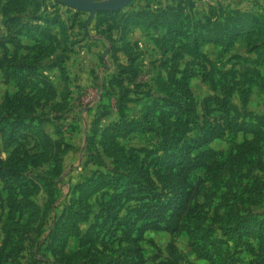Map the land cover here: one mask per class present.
I'll list each match as a JSON object with an SVG mask.
<instances>
[{
    "label": "trees",
    "instance_id": "trees-1",
    "mask_svg": "<svg viewBox=\"0 0 264 264\" xmlns=\"http://www.w3.org/2000/svg\"><path fill=\"white\" fill-rule=\"evenodd\" d=\"M59 6L65 5L58 0L49 4L47 0H6L1 5L2 25L7 35L0 34L3 49L0 71L3 81L12 84L15 92L5 97L0 105V134L6 147L16 146L17 150L10 160L0 162V180L8 191L0 264H19V254L30 232L27 229L40 228L47 210L53 214L52 206L46 209L32 200L38 186L24 170L47 163L53 164L52 174L60 176L62 153L71 148V145L63 144L62 138L50 136L45 129L46 124H52L58 130L56 134L62 133L73 94L64 67L68 57L65 52L71 50L69 47L53 58V66L59 68L64 82L62 93L41 69L43 62L54 56L60 46L52 27H59L65 41L71 39ZM30 7L34 8L33 13L24 15L23 12ZM51 8L56 9L45 13ZM192 9L194 3L191 0H173L160 7L148 4L142 9L131 7L100 12L95 16L96 31L108 43L106 51L113 71L107 77L97 78L100 99L88 112L93 115V120L86 139L87 154L89 162L97 166H104L103 158H109L113 168L108 172L96 170L73 187L68 208L53 218L45 239L37 246L39 249L46 244L45 250L50 251L56 260L49 264H143L140 245L143 233L162 231L166 224L176 219L177 212L183 208L179 188L186 183L179 182L180 175L183 171L203 166L194 155L195 149L223 135L209 137L206 133L191 142L186 140L192 126L199 120L188 82L198 73L208 75L209 70L210 61L202 51L203 46L213 44L227 50L239 39L246 38L251 52H257L259 65L264 67V41L255 38L261 31L256 23L249 24L256 15L240 11L226 15L220 8L219 16H228L227 23L213 27L210 22L203 23L193 17ZM216 11H212L214 16ZM83 24L80 23L81 28ZM132 27L144 28L148 35L153 33V50L160 52L162 57L170 55L166 60L170 65L168 77L162 84L163 90L166 88L169 93L155 97L145 105L141 115L135 117L128 115L129 103L139 100L135 95L141 97L148 91H142L139 85L142 69L140 53L129 41ZM23 38L33 44H25ZM23 51L26 53L22 54ZM120 53L125 55V60ZM187 56L198 60V72L193 69L191 61L179 69ZM257 70L244 69L242 74L239 67H235L228 73H237L241 77L248 76L251 71L254 74L251 80L264 78V74ZM260 85L264 90V82ZM249 95V89L239 88L243 102ZM114 112L117 118L104 124ZM159 127L160 135L154 148L134 147L128 151L119 143L133 134L159 131ZM167 171L173 172L176 180L161 181ZM159 185L171 194L169 198L163 199ZM199 216L195 211L190 213L183 225L190 245L199 257L207 259L210 264H235L238 261L234 258L235 251L240 249L252 254V264H264L263 219L252 214L232 218L224 229L226 241L219 244ZM82 223L88 224L84 230L80 226ZM170 226L173 233L177 232L179 225L171 223ZM72 236L78 238V247L71 252L66 247ZM229 240L234 243L233 249L227 245ZM115 241L126 245L121 256L109 253V246ZM228 251H231L232 259Z\"/></svg>",
    "mask_w": 264,
    "mask_h": 264
},
{
    "label": "rangeland",
    "instance_id": "rangeland-1",
    "mask_svg": "<svg viewBox=\"0 0 264 264\" xmlns=\"http://www.w3.org/2000/svg\"><path fill=\"white\" fill-rule=\"evenodd\" d=\"M172 1L131 0L125 8L142 9L148 4L160 7ZM191 1L194 3V9L191 10L192 16L203 23L210 22L213 27L219 23H227L226 17L228 16H219L220 8L226 15L237 11L256 15V19H253V22L249 21V24L256 23L258 25L261 32L255 38H258V41H264V0ZM3 2L4 0H0V34L5 37L7 31L2 25L1 19ZM55 9H48L45 13L53 12ZM64 9L66 8L60 9L59 13L68 26L74 25L75 21L82 19V16L75 12L71 14L70 7H68L69 10ZM214 10H217L215 16L212 12ZM33 11L34 8L30 7L26 8L23 13L31 15ZM243 26L239 25L240 28ZM70 31L72 30L70 29ZM138 33V31H134L133 38L137 37L135 35ZM74 37L71 38L72 41ZM138 40L136 39V41ZM142 42V47L138 49L142 69L138 81L142 91L148 92H143L141 97L135 95L139 100L129 103L128 115L133 117L140 116L145 105L151 103L155 97L169 93L166 88L163 90L162 84L168 77L170 65L166 60L170 55L166 54L162 57L160 52L154 51L149 39H142ZM100 49L103 50V48ZM202 51L211 63L208 62V75L202 76V73H198L188 82L195 99L199 120L196 125L192 126L186 140L191 142L206 133L209 134V137L220 133L223 135L214 137L207 145L195 149L194 155L203 166L196 170L183 171L179 177L181 184L186 182L184 185L179 184L178 192L179 200L182 198L183 208L177 212L176 219L171 221L173 225H179L178 230L173 233L171 223H168L162 231L144 232L140 241L143 264H210L207 259L199 257L194 251L190 245L188 232L183 227L187 216L194 211L199 213V220L210 228L213 232V239L217 243L220 241L219 244L221 241H226L223 237L224 229L232 218L252 214L264 220V90L260 85L261 82H264L261 79L264 78L251 80L254 75L251 71L248 72V76L241 77L237 73L235 75L228 73L232 68L237 67L238 69L239 67L240 72L244 69L246 71L259 69L264 74V67L259 65L261 62H258L257 52H251L246 38L239 39L227 50L222 46L207 44L203 46ZM247 59H251V61ZM187 61H191L195 71L200 70L198 60L190 56L181 62L179 69H183ZM49 64L50 61L45 64V67L50 68ZM244 72L242 71V74ZM48 73L52 76L58 91L61 92L63 83L59 72L49 69ZM100 75H104V72ZM226 76L229 77L226 79ZM77 81L75 80V83ZM95 81H97V85L100 83L98 79ZM3 82L0 85V105L5 97L12 96L14 93V88ZM72 82L75 90L70 98L71 108L68 118L64 121L62 133L56 134L55 131L58 130L52 124L45 125L50 136L57 139L62 138L63 144L71 145L70 149L62 153V174L60 176L52 174L53 164L47 163L30 166L24 170L25 175L35 181L38 186L32 194V200L46 209L52 206L53 214L47 210L40 228L27 229V232H30L27 234L23 250L19 254V264L56 262L51 252L45 250L46 244L37 249L38 243L45 239L53 218L60 216L64 210L66 211L70 204L69 200L72 198L73 187L83 178L89 177L96 170L108 172L113 168L111 160L106 157L103 158L104 166H97L88 160L86 139L93 120V115L88 112L95 107L99 99V88L96 85L77 88L81 86H75L74 81ZM240 87L250 90L246 102L240 99ZM116 118L117 115L114 112L109 119L104 121V124ZM236 128H241V130L236 131ZM159 135L160 127L159 131L143 135L133 134L126 139L119 140V143L128 151L134 147L151 149L157 144ZM16 150V146L6 147L0 134V162L10 160ZM19 151L21 152L20 149ZM163 176L161 178L163 182L176 180L171 171H167ZM159 192L164 194L163 199H167L168 195H171L162 185H159ZM7 199L8 191L0 180V244L3 239L2 226L8 213ZM80 226L84 230L88 224L82 223ZM224 245L234 248V243L231 244L230 240L227 245ZM125 246L124 243L115 241L109 246V253L113 256H121ZM77 247L78 238L72 236L66 249L72 252ZM228 252L232 259L231 251ZM234 258L238 260L235 264H252L253 256L248 251L238 249L235 251Z\"/></svg>",
    "mask_w": 264,
    "mask_h": 264
},
{
    "label": "crops",
    "instance_id": "crops-1",
    "mask_svg": "<svg viewBox=\"0 0 264 264\" xmlns=\"http://www.w3.org/2000/svg\"><path fill=\"white\" fill-rule=\"evenodd\" d=\"M64 8L68 9V6L65 5ZM70 11L71 14L73 12L75 13L81 12V14L79 15L82 16V19L75 21L74 25L68 26V24L66 23L67 27L69 28L68 31L71 35L70 38L75 36L74 40L72 41L71 39H69L65 41V37L63 36L59 27L58 26L52 27V32L59 39L60 46L55 52L54 56L49 57L47 60L43 62L41 69L46 75H48L52 79L54 85L55 82L52 76L48 73L49 69L57 70L60 74V78L62 81L61 71L59 70V68L53 66V60H54L53 58L60 55L62 52L64 53V49L69 47L71 50L65 52V54H67L68 57L65 59L64 67L66 68L67 75L69 76L70 79V88L72 89V92H74L75 89L72 85L73 84L72 81H74L75 86L76 85L81 86L77 88L89 87L94 85L98 87L97 81H95V79H97L98 77H100V79L107 77L108 74H110L113 71V68H110V56L108 51H106L108 47V43L101 35L97 33L94 25V18L98 13L93 18H91L89 12L78 11L73 8H70ZM83 22L84 24L83 27L81 28L80 23ZM71 27H72L71 29L72 31H70ZM134 31H138L139 33L135 35L137 37L133 38ZM151 35H153V33H151ZM151 35H148V31L145 30L144 28L132 27L131 32L129 34V41L135 46L136 50H138L142 47L143 44L142 39H149V41L151 42V48L153 49L154 46L151 40ZM136 39L139 40L136 41ZM23 42L28 45L33 44L32 41L26 38H23ZM100 48H103V50L101 51ZM0 49H1L0 50V57H1L3 53V49L1 47ZM21 53L25 54L26 52L23 51ZM119 55L123 60H125V55L123 53H120ZM49 61H50L49 64L50 68H47L45 67V64H47V62ZM102 62L105 63L106 67L102 65ZM102 72H104V75H100ZM75 80L78 81L75 83ZM1 82H3V73L0 71V85ZM62 83H63V88H62L63 91L64 82L62 81ZM10 85L14 88L12 84ZM62 91L61 92L58 91V92L62 93ZM14 92H15V88H14Z\"/></svg>",
    "mask_w": 264,
    "mask_h": 264
},
{
    "label": "water",
    "instance_id": "water-1",
    "mask_svg": "<svg viewBox=\"0 0 264 264\" xmlns=\"http://www.w3.org/2000/svg\"><path fill=\"white\" fill-rule=\"evenodd\" d=\"M62 4L78 11L89 12L93 18L99 12L122 10L131 0H58Z\"/></svg>",
    "mask_w": 264,
    "mask_h": 264
},
{
    "label": "built area",
    "instance_id": "built-area-1",
    "mask_svg": "<svg viewBox=\"0 0 264 264\" xmlns=\"http://www.w3.org/2000/svg\"><path fill=\"white\" fill-rule=\"evenodd\" d=\"M48 4L49 2H53L54 3V0H47ZM60 9L64 8V6H59Z\"/></svg>",
    "mask_w": 264,
    "mask_h": 264
}]
</instances>
